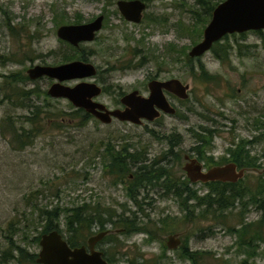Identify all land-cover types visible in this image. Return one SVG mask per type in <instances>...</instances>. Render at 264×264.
Instances as JSON below:
<instances>
[{
	"label": "rangeland",
	"instance_id": "1",
	"mask_svg": "<svg viewBox=\"0 0 264 264\" xmlns=\"http://www.w3.org/2000/svg\"><path fill=\"white\" fill-rule=\"evenodd\" d=\"M116 1L0 0V252L8 247L6 237L13 232L14 243L37 254L39 245L32 239L44 225V220L37 219L43 209L88 204L111 210L113 221L122 215L130 219L136 216L138 224L152 233V240L146 234L126 236L113 232L119 229L116 225L114 230L108 222L114 238L99 243L97 249L114 258L115 264H191L181 258L184 248L205 253L203 258L209 264H264V230L263 241L254 254L239 247L238 237L229 232L241 223L256 222L261 217L256 208H248L242 217L238 210L220 218L216 214L203 217L204 207L194 210L197 202L189 201L191 216L182 209L180 198L166 196L163 188L170 179L176 186L184 180L182 155H195L196 135H205L201 128L214 132L202 156L218 162L241 140H252L244 150L256 157L259 169L264 168L261 35L250 31L227 36L230 49L224 62L211 50L190 58L188 52L202 38L201 16L218 0H201L206 2L204 6L198 0H146L148 10L139 24L120 16ZM99 15L104 16L103 25L93 41L74 47L58 38L56 30L60 26L85 24ZM261 33L264 37V30ZM72 61L95 67L96 75L85 81L103 89L96 100L109 109L118 105L121 93L144 91L148 76L154 75L158 66L165 70L161 77L178 78L189 86L188 99L174 101L177 117L165 115L154 123L139 126L113 120L103 124L94 118L84 123L81 114H75L79 109L70 102L47 95L53 80L42 77L15 84L5 78L16 74L28 77L26 71L36 65L57 66ZM77 82L64 84L73 86ZM22 90L35 94L27 100ZM30 104L36 107L33 111L41 113L34 124L25 121ZM34 125L39 131L29 141L22 131L29 132ZM170 143L177 159L168 154ZM122 148L128 153H141L142 165L148 170L151 163L166 156L167 161L159 163L160 169L154 167L166 173L154 189H144L145 185L135 188L128 178L130 170L134 172L131 163L127 172H121L122 184L116 181L120 175L110 170L108 162L110 155ZM246 175L245 184L251 185L258 172ZM123 184L135 189L138 205L129 199L128 186ZM190 187L200 198L208 192L203 184ZM103 216L108 218L107 213ZM60 231L68 240L70 235L62 219ZM97 232L93 227L78 236V246ZM24 234L27 241H22ZM170 234L178 235V248L164 247Z\"/></svg>",
	"mask_w": 264,
	"mask_h": 264
},
{
	"label": "water",
	"instance_id": "2",
	"mask_svg": "<svg viewBox=\"0 0 264 264\" xmlns=\"http://www.w3.org/2000/svg\"><path fill=\"white\" fill-rule=\"evenodd\" d=\"M136 10L138 16L134 18L138 21L139 13L144 5L135 1L130 4L124 3ZM102 17H97L94 21L79 25L60 26L56 34L58 38L77 46L80 42H91L95 39L96 33L101 29ZM264 30V0H223L217 4L211 12V17L202 32L201 40L196 43L188 52L190 58H198L210 51L214 43L219 42L223 37L232 34H243L250 31ZM29 79H39L47 77L54 82L49 86L47 95L55 99H65L76 109H81L103 124H110L112 120L127 122L139 125L142 120L153 121L159 117V110L164 113H173L175 110L169 105L165 97L161 94V88L171 90L180 98H188V85L182 84L177 79L166 82H153L159 93H152L149 98H144L133 92L126 95L122 104L126 106L124 110H109L104 104L96 99L101 94V87L94 82L85 81L96 75L93 65L72 61L57 66L36 65L26 71ZM78 81L73 86L65 85L67 81ZM155 107V108H154ZM159 109V110H157ZM190 181H228L236 183L244 177V169L237 170L233 163L224 166L210 168L207 172L202 171V165L191 159L185 164L183 169ZM107 232H101L90 236L87 246L71 247L58 231L54 230L40 236L37 253V264H110L104 258L101 251L95 250L94 246L101 240ZM180 244L176 235L167 237L165 246L175 249ZM88 248V250H87Z\"/></svg>",
	"mask_w": 264,
	"mask_h": 264
},
{
	"label": "trees",
	"instance_id": "3",
	"mask_svg": "<svg viewBox=\"0 0 264 264\" xmlns=\"http://www.w3.org/2000/svg\"><path fill=\"white\" fill-rule=\"evenodd\" d=\"M221 1L222 0H218L214 5L208 6V9L201 16L202 20H200V23L202 27L206 26V24L210 20L212 10ZM198 3H201L204 6L206 2L203 3L201 0H198ZM255 33L261 35V40L264 44V37L262 36L261 31H255ZM221 41L226 43V41H228L227 36L223 37L219 42L214 43L211 48V51L216 58L224 62V60L228 57L227 54L230 47L227 43L221 45ZM219 52L221 53V55L219 54ZM80 60L84 59L81 58ZM5 78L10 79L11 83L15 84L29 79V77H21L19 74H16V77L11 76ZM210 78L217 79V77ZM210 78L208 77V79ZM214 79L211 80L213 81ZM21 93L23 96H25L27 100H29L31 98V95L35 94V91L22 90ZM33 106L32 104L28 106L29 108H31V110L25 119L26 122L32 124L38 121L41 116L40 111H33L36 108H33ZM75 114H81V120L84 123L89 121L90 118H93L92 116L80 109L77 110ZM82 122L80 121V125H83L81 124ZM36 126L37 125H34L32 127V130H30L29 132H26L24 130L22 131V133L27 136L26 139L29 140L32 138L33 134H37L39 129H37ZM201 131L205 135H196V137L198 138V145L196 146V151L197 153H199V155L202 156L206 147L205 145L210 144L209 142H211V140L213 139L214 132L208 128H201ZM29 141L22 142L19 148L23 149L29 143ZM251 143L252 140L247 143L246 141L241 140L240 143L235 146L236 148L234 150H231V148L230 150H227L226 153L229 154L230 159L240 167L259 169L260 166L258 165V163H256V157L249 156V152L244 150L245 146ZM108 146L109 148L111 147L110 145ZM169 147V153H172L171 151L174 145L170 143ZM110 156L111 159L108 162V167L117 169L120 168L121 172L125 171L126 167L130 166L129 163L137 164L144 162V157L141 153H128L126 148H122L120 152H114ZM139 171H141L139 175H137L136 177L134 175L132 180L135 188H140L145 185L144 189H154L157 186V182H153V179H155V177L154 175H152V172L148 171V167L141 165ZM119 175L120 176L117 181L122 184L124 178H121V176L123 175H121L120 172ZM159 177L161 176L157 175L156 179H158ZM190 185L192 184H190L188 181H179V186H176V184L174 185L172 180L170 179L168 181V184L163 186L164 193H166V196H168L169 194H174L175 196L180 198L182 209L187 212V215L192 216L193 213L189 210V201L197 202L196 206L193 207L194 210L199 206L204 207L203 212L205 214H202L203 217H206L207 215L216 214L220 218L223 217L226 213L231 212L232 210L240 211L239 217H242L243 214L246 215L247 209L251 207L256 208V210L261 213V217L256 222L241 223L238 229H229L230 234L236 235L238 237L237 245L247 251L253 252L254 254L255 248L260 242L263 241L262 233L264 230V179H262V176H257V181L251 185L245 184L244 180H240L237 183L231 184H205L204 187L208 189V192L202 198L197 196L196 192L192 190ZM127 196L136 205L139 204L137 199V193L135 192V189L132 186L127 187ZM106 213L108 214V218H105L103 216ZM113 216L114 213L111 210L100 209L98 205H96L95 208L90 207L88 204H82L80 206L65 209H61L59 207H54L52 209L45 208L40 212V214H38L37 217V219H40V221L44 220V225L42 226V229L38 233V235L33 237L32 241L34 243H38L42 234H46L54 230H58L61 233V219L64 221V229L66 233L70 235L69 239L66 241L71 247H77L79 245V242L77 241L78 236H83L84 233H89L91 228L93 227L103 230V227L107 222H111L114 227L117 225L116 227H118V229H122L121 234L123 235L131 236L133 234H146L147 236H149V240L153 239L152 233L147 230L144 225L138 224L136 216L130 219L122 215L118 217V220L116 221L111 220ZM163 222L164 220H160V223L163 224ZM10 227H12V225H10ZM12 237L13 232H10L9 235L6 237V239H8V247L0 252V264H37V254L29 253L25 246H21L18 243H14ZM113 238L114 236L112 235L107 236L104 238V241ZM27 239V234H24L22 237V241H27ZM164 247L166 246L164 245ZM182 251L183 254L181 258L183 260L189 261L191 264H209V260L207 259L205 261L203 258V254L205 255V253L190 252L188 249L185 248ZM103 252L104 258L107 260V262H109L110 264L116 263L114 258L108 257L106 252ZM199 254L201 257L198 256Z\"/></svg>",
	"mask_w": 264,
	"mask_h": 264
},
{
	"label": "flooded vegetation",
	"instance_id": "4",
	"mask_svg": "<svg viewBox=\"0 0 264 264\" xmlns=\"http://www.w3.org/2000/svg\"><path fill=\"white\" fill-rule=\"evenodd\" d=\"M135 1H139V2H141L143 5H144V7L142 8V10L140 11V13H139V18H138V21H135L134 20V18H137V16H138V14H137V12H136V10H133L130 6H124V5H126V4H124V3H128V4H130V3H132V2H135ZM148 3H147V1L146 0H117L116 1V9H117V12H118V14L126 21V22H129V23H133V24H139L141 21H143V19H144V17H145V13H146V11L148 10V5H147ZM102 17V25H103V20H104V16L103 15H99L98 17ZM94 21V20H93ZM92 22V21H91ZM88 23H90V22H88ZM102 25H101V28H102ZM101 30V29H100ZM99 30V31H100ZM57 31V30H56ZM98 31V32H99ZM80 43H82V42H80ZM79 45V43L77 44V46ZM77 46H74V47H77ZM212 48V47H211ZM211 50V49H210ZM165 70L163 69V67H160V66H158V69H157V71H156V73L154 74V75H152V76H148V80H147V83H146V85L144 86V91H142L141 92V90H137V89H135V90H133V91H131V92H129V93H121L120 94V97H119V102H118V105H116V107L114 108V109H109V110H115V109H118V110H124L125 108H126V106L125 105H123L122 104V102H121V100L126 96V95H128V94H130V93H133V92H138V94L140 95V96H142V97H144V98H149L150 96H151V94L152 93H155V95H157L158 93H159V91H157V89L154 87V86H151V84L153 83V82H155V81H157V82H166V81H169V80H172V79H177V80H179L178 78H174V77H168V78H163V77H161V74L164 72ZM180 81V80H179ZM54 82V81H53ZM52 84V83H51ZM182 84H184L183 82H182ZM184 85H187V84H184ZM161 94L165 97V99H166V101L169 103V105L175 110L173 113H164V112H162V111H160L159 109H157V110H159V113H160V115H159V117H157V118H155L153 121H145V120H142V122H141V124H139V126H141V125H143L144 124V122H147V123H154V122H158L163 116H170V117H177V115H178V109H177V107L175 106V104H174V101H177V102H184V101H186L188 98H186V99H182V98H180L177 94H175L173 91H171V90H167V89H164V88H161ZM189 92V89L187 90V93ZM103 93V89L101 88V94ZM100 94V95H101ZM155 108V107H154ZM113 121V120H112ZM111 121V122H112ZM124 123H127V122H124ZM134 125V124H133ZM151 132H152V134H153V132L154 131H152L151 130ZM194 150H195V155H192V154H183L182 155V158H183V160H184V163H183V165L181 166V170L184 172V180H182V181H188L190 184H197V183H199V184H203V185H205V184H209V183H214V184H231V182H228V181H219V180H216V181H209V182H206V183H202V182H200V181H196V182H192V181H190L189 179H188V177H187V174H186V172L183 170L184 169V166H185V164H187V163H189V161L191 160V159H196L201 165H202V171L203 172H207L210 168H213V167H216V166H224V165H226V164H229V163H233V164H235L236 165V168H237V170H240V169H244V171H245V174H244V177L241 179V180H245L246 178H247V173L248 172H258V176H262V179H264V168H262V169H255V168H245V167H240L239 165H237L236 163H234L231 159H230V155L229 154H227V157L226 158H219L218 160V162H215V159H213L212 157H209V156H201V155H199V153H197V151H196V147L194 148ZM172 152V151H171ZM168 154H170V155H172V156H174V159H177L179 156H178V154H176V153H174V152H172V153H168ZM167 161V158H166V156L165 157H161V160H157L156 162H153V163H151V167H152V169L151 170H148V171H150V172H152V175H153V173H155V175H154V177H155V179H153V181L154 182H157L158 183V181L161 179V178H163L164 176H165V173L163 172V171H161V172H159V170H154V167H156V169H160V167L161 166H159V163H161L162 161ZM143 163H145V162H143ZM133 165V167H134V172H132V170H130V174H129V176H128V178L130 179V180H133V176L135 175V177L137 176V175H139V173L141 172V171H139V168H140V166L142 165V163H137V164H132ZM259 166H260V164H258ZM112 169H114V170H116L117 172H118V174H119V172H120V174H121V169L120 168H110V170L112 171ZM126 172H127V167H126V170H125ZM162 174H164V175H162ZM157 175H159V176H161V177H159L158 179H156V176ZM117 181V180H116ZM116 181H114L113 183H115ZM240 180H238L237 182H239ZM257 181V177H256V179H255V181L254 182H256ZM236 182V183H237ZM253 182V183H254ZM165 195H166V193H164ZM108 223V222H107ZM106 223V224H107ZM109 223H111V222H109ZM106 224H105V226L103 227V230H100V229H98V232H97V234L98 233H101V232H107V234L101 239V240H99L97 243H96V245L94 246V248H95V250H98L97 249V245L99 244V243H101V242H104V238L105 237H107V236H110V234L112 233V231L111 230H108V228H107V226H106ZM111 225V227L114 229V225L111 223L110 224ZM115 230V229H114ZM113 232H118V233H122V229H119V231H117V230H115V231H113ZM94 235H96V234H94ZM94 235H92V236H94ZM170 235H176V234H170ZM177 237H178V235H176ZM84 246H87V244H83ZM180 245V244H179ZM178 245V246H179ZM82 246V245H81ZM178 246L176 247V248H178ZM77 247H79V246H77ZM167 248V247H166ZM87 250H88V248H87ZM98 251H101V250H98ZM102 253H103V256H104V252L103 251H101Z\"/></svg>",
	"mask_w": 264,
	"mask_h": 264
}]
</instances>
